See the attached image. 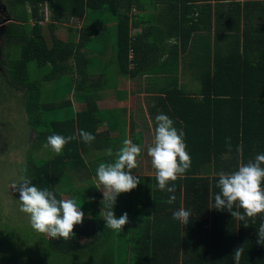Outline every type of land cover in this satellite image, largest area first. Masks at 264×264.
Segmentation results:
<instances>
[{"label":"trees","instance_id":"16d2710c","mask_svg":"<svg viewBox=\"0 0 264 264\" xmlns=\"http://www.w3.org/2000/svg\"><path fill=\"white\" fill-rule=\"evenodd\" d=\"M159 2L166 4L169 20L160 19L157 37L154 19ZM44 8L48 10L46 23ZM8 13L11 21L4 25L3 43L17 55L10 57L6 68L32 109L26 117L33 132L26 155L27 178L38 188L54 192L58 200L63 198L56 184L68 179L67 170H75L77 177L83 173L88 179L96 177L97 167L85 163L84 154L90 149L111 148L113 156L99 153L97 159L112 163L127 138L124 118L118 121L111 111L96 113L93 93L105 86L98 79L87 84L89 72L99 65L88 55L103 51L98 42L111 41L115 75L129 80L164 73L169 55H177L178 47L185 51L194 46L190 69L197 77V93L192 96L178 87L175 78L167 86L161 82L156 90L161 95L154 96L161 113L183 130L191 157V168L174 182L176 201L167 202L171 194L158 189L155 176L136 175L141 181L138 187L131 195L122 193V200L117 197L113 206L117 218L128 213L129 223L122 231L105 228L89 203L77 199V206L90 217L74 227L71 239L48 236L41 251L73 259L87 256L95 264H235L234 251L243 247L239 264H264V245L257 242L264 213L241 221L227 210L211 208L214 196L220 194L219 172L237 171L240 163L264 154V1L8 0ZM73 20L82 25L72 29ZM64 23L77 34L75 40L64 41L55 35L58 25ZM108 26L112 32L104 40L100 36ZM226 38L227 46L223 44ZM167 46L168 58L161 62ZM31 62L40 71L36 78L29 76ZM71 68L74 80L69 77ZM103 76L106 74L101 71L98 78ZM167 77L163 76L165 84ZM53 80L52 94L43 98L44 103H34ZM71 97L84 102L85 107L72 110ZM81 130L92 133L95 140L84 143L79 138ZM128 131L129 139L140 146L141 133H134L131 123ZM54 134L77 139L65 146L63 154L38 163L31 157L32 150ZM84 195L99 197L100 192L93 187ZM99 205L106 208L107 204ZM117 205L123 208L117 209ZM181 206L191 212L186 226L173 219V212ZM233 211L244 213L238 207ZM16 262L11 258L6 264Z\"/></svg>","mask_w":264,"mask_h":264},{"label":"rangeland","instance_id":"374dc122","mask_svg":"<svg viewBox=\"0 0 264 264\" xmlns=\"http://www.w3.org/2000/svg\"><path fill=\"white\" fill-rule=\"evenodd\" d=\"M44 11L46 15H44V17L46 18L48 10L44 8ZM9 21H11V16L8 13V0H0V264H6L7 260L11 258L17 261L16 264H27V262H29L28 264H95L94 260L87 256L73 259L68 255L57 257L53 253L48 255V253L41 251L43 246L45 247V241L48 239V235L35 231L31 226L29 215L20 210L19 193L13 188V185L20 183L22 177L28 176L25 170L26 155L33 141V132L27 124L26 117L32 109L28 107L31 105V102L27 101L23 93L15 86L6 68V64L9 62L10 57L17 55L15 54L16 52L10 53L11 50L3 43L4 25ZM44 23H46L45 19ZM83 24H85V21H83ZM79 25L81 26L82 23L78 24L76 20L70 22V27L72 29L80 27ZM110 32H112V26H108L107 31L102 33L100 37L105 40V36L108 37ZM55 35L64 41H73L77 37L74 31H69V25L65 23L58 25ZM228 42L229 39L226 38L223 44L227 46ZM102 44L106 45L102 46ZM98 46L103 48V56L93 53L90 55L87 54L88 56L95 57L99 62V65L94 66L89 72L91 75L88 78L87 84L95 83L98 79L97 82L105 86V89H97L93 93L96 102L104 95L109 96V99L114 101V94L120 99L124 98L126 101L128 98V89L126 85L131 86L136 95L130 96L128 99L129 102L120 105L124 111H119L116 103L114 104L112 101L111 103H109V100H105L104 102L99 101V103H96L98 110L96 113L100 112L103 114L105 111H111L118 121L124 118L126 122L128 120L129 123L133 124L134 132L143 133L144 140L146 139L149 142L143 146L142 157L137 158L138 167L136 168L135 175L152 176L151 172H155V169L152 166L151 159L147 152L148 148L153 146L154 143L152 131L155 127L150 122V117L143 113L145 111L142 110V107L147 102V99L145 97L142 98V95H140L141 89L143 86L146 88V85L142 83L139 78L138 81H133L131 83H129L128 80H122L123 84L119 85V78L115 75L114 61L110 55H107L108 53H112L110 51L111 41H99ZM171 61H173L172 58L169 59L168 64H170ZM165 68L162 69L163 72L167 71ZM101 71H104L106 76L99 79L98 77ZM28 72L31 78H36L40 75V71L34 62L28 64ZM170 74L173 73L166 74V76H168L166 78L168 84L172 81ZM69 77L71 80L75 79L73 68L70 69ZM193 78L197 79L195 74ZM173 80H175V78H173ZM53 82L55 81H49L47 85L45 84L46 86L38 96L39 98L33 100L34 103H44L43 98L46 99L48 95L52 94L50 88ZM73 85L74 83L72 82L71 87ZM187 88H189V86ZM72 90L74 92L73 87ZM71 101L72 110L79 111L85 107L84 102H79L73 97H71ZM131 106L132 111L130 112ZM101 126H103L104 130V123ZM44 145L45 143L38 146L35 150L33 149L32 154L30 153L31 157L37 160L38 163L48 160L55 155L51 148H45ZM108 149L100 152L90 149L87 154H84L85 163L93 162L92 164L95 165L94 167L98 168L99 164L102 163L97 159L98 154H105ZM70 172L68 170L66 172V174L69 175L68 179L61 180L56 184V189L60 192L62 198L74 199L75 201L81 199L82 202L89 203L98 216L104 220V215L101 211L103 209L106 212L107 209L99 205L100 203L105 205L108 203L107 201H103V191H105L103 185L101 184L99 188H97L99 183L97 177L88 179L85 173H83L81 177H77L75 170L71 169ZM93 187L98 189L100 196L89 195L86 197L84 191L88 189L92 190ZM124 194L127 196L131 195L130 193ZM118 197H120L118 201H121L122 194ZM116 208L122 209L123 206L117 205ZM83 212L84 220L88 219L90 215L87 214L86 210ZM37 241L38 244H36ZM97 257H100L99 254Z\"/></svg>","mask_w":264,"mask_h":264},{"label":"clouds","instance_id":"9594fccd","mask_svg":"<svg viewBox=\"0 0 264 264\" xmlns=\"http://www.w3.org/2000/svg\"><path fill=\"white\" fill-rule=\"evenodd\" d=\"M155 123L154 144L148 148L147 154L151 157L155 169L158 189L170 193L167 202L173 204L176 201L174 182L184 178L191 168V157L186 150L183 130L174 127V121L169 116L160 113L155 117ZM79 138L86 144L95 140L92 133L83 130L79 132ZM75 139L76 136L50 135L44 147H50L55 154L61 155L65 146ZM227 147L231 151L230 138ZM141 151L139 145L125 138L122 147L115 152L114 162H102L96 169L99 182L97 188L103 185L105 189L103 201L108 202L107 211L103 209L101 211L104 215L105 228L119 232L129 223L128 213L124 212L117 218L113 206L120 194L130 193L140 184V178L133 175V170L138 167L137 158ZM237 151L242 153V147H238ZM107 155L113 156L111 148L107 150ZM218 176L220 194L214 196V204L211 208L227 210L233 218L241 221H244L245 217L254 219L258 214L264 213V188H262L264 154L257 155L254 161L240 163L237 171L231 173L221 171ZM170 182L171 186H169ZM13 188L19 193L20 210L29 215L31 226L38 233L68 240L75 235L74 227L84 221V212L74 199L58 200L54 192L47 188H38L27 177H22L21 182L14 184ZM234 207L242 208L244 213L233 211ZM190 218L191 212L183 206L173 212V219L184 226L189 223ZM257 233V242L264 245V224L260 225ZM242 254L243 247L234 251L235 264H239Z\"/></svg>","mask_w":264,"mask_h":264},{"label":"crops","instance_id":"0c3cea01","mask_svg":"<svg viewBox=\"0 0 264 264\" xmlns=\"http://www.w3.org/2000/svg\"><path fill=\"white\" fill-rule=\"evenodd\" d=\"M157 6H158V8L155 12L156 18L154 19V24H155L154 27H155L156 35L158 37L159 36L158 23H160V25L162 26L160 19H166V20H169V19H168L166 4L164 2H159ZM175 43H176V41L173 40L172 44H175ZM177 45H179V44H177ZM193 49H194V46H192V45L188 46L187 50H185V51H183L181 49V47H178V50H176L177 55H175L174 53H172V55H169V56H172L171 58L173 61H171L170 64H167V66L165 68V69H167V71H165L164 73L147 75V76H140V77H136L135 79H132V80L119 78V80H118L119 81L118 83H120L119 85L123 84L122 80H124V81L128 80V82L131 83L133 81H138V78L141 79L142 83H144L146 85V88H144V86H143V88L141 89V94H140V95H142L141 96L142 98L145 97L147 99V102L143 105L142 110L145 111L143 113H145L146 116L150 117V119H151L150 122L152 123V125L154 127H156L155 117L161 113L159 106L158 107L156 106L157 100L154 99V96H160L161 93H159V92L157 93L156 90L162 86L161 82H163V84L166 86L170 85V84H165V82H164L163 76H165V74H168L169 72L173 73L174 76L170 75V77L172 78L171 83L172 84L174 83L173 77L176 78L178 87L184 88V90L187 93L192 94V96H194L197 93L198 88H199L198 87L199 84L197 83V79L193 78L194 74H193V71L190 69L191 68V55L193 54L191 52L194 51ZM163 51L167 54H164L161 57V59H162L161 62L164 61L165 58H168V51H170L169 46H167ZM198 51H201V50H197L196 52H198ZM93 54L103 56L102 53L96 52ZM89 55H90V53H89ZM107 55H110V54L108 53ZM188 86H189V88H187ZM126 88L128 89V98L126 101H125V99L118 101V97L115 96V94H114V101H112V99H109V96H107V95L106 96L104 95L99 101L104 102L105 100H109V103H111V101H112V102H114V104L116 103L118 108H121L120 105L122 103L129 102L128 99L130 96L136 95L134 90L131 88V86L126 85ZM99 101L97 103H99ZM131 111H132V106H131L130 112ZM127 124L128 125L126 127V129H127V133H126L127 136L126 137L129 138V131H128L129 122H128V120H127ZM147 124H148V122H147ZM104 125H105V123H104ZM174 127L177 128V125H175ZM133 131H134V128H133ZM134 133H138V132H134ZM139 133H141V139H139V141L141 142L140 147L143 151L144 144H147L149 141L146 139L144 140L142 132H139ZM152 134L155 135L154 130L152 131ZM110 136L113 137L114 135H110ZM151 144H152V142H151ZM142 151H141L139 158H141L143 155ZM150 159H151V157H150ZM133 175H135V172L133 173ZM151 175L155 176V172H153V173L151 172Z\"/></svg>","mask_w":264,"mask_h":264},{"label":"built area","instance_id":"2783aa9c","mask_svg":"<svg viewBox=\"0 0 264 264\" xmlns=\"http://www.w3.org/2000/svg\"><path fill=\"white\" fill-rule=\"evenodd\" d=\"M135 10L134 9H132V12H134ZM45 21H47V18H45Z\"/></svg>","mask_w":264,"mask_h":264}]
</instances>
